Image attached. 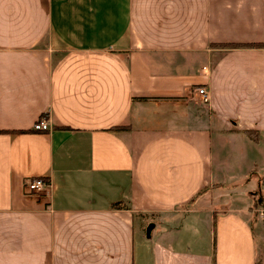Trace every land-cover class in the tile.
<instances>
[{"label":"crops","instance_id":"1","mask_svg":"<svg viewBox=\"0 0 264 264\" xmlns=\"http://www.w3.org/2000/svg\"><path fill=\"white\" fill-rule=\"evenodd\" d=\"M250 175L264 0H0V264H263Z\"/></svg>","mask_w":264,"mask_h":264},{"label":"rangeland","instance_id":"2","mask_svg":"<svg viewBox=\"0 0 264 264\" xmlns=\"http://www.w3.org/2000/svg\"><path fill=\"white\" fill-rule=\"evenodd\" d=\"M260 184V180L258 178H256L254 175H250L248 178L246 179H243V180H239V181H235V183H233L231 186H229L228 188H225L224 191V195H223V198L224 199H228L231 201V202H242V204L245 202H247L248 204H250V202L252 201H258V200H261V198H264V194H263V191H255L254 192V186H259ZM249 186H253V194H251V196H247L246 195V191L249 190ZM257 192V193H256ZM260 194H263V197H261ZM264 213V211H263ZM262 223H261V230H263V233H264V214H262ZM150 224L147 223L145 225V230H146V227L147 225ZM263 241V242H262ZM261 242L263 243V247H264V240H262ZM259 244H260V241H259ZM260 261V263H263L264 264V248L262 250V253L259 254V257H258Z\"/></svg>","mask_w":264,"mask_h":264},{"label":"built area","instance_id":"3","mask_svg":"<svg viewBox=\"0 0 264 264\" xmlns=\"http://www.w3.org/2000/svg\"><path fill=\"white\" fill-rule=\"evenodd\" d=\"M195 92L199 94L200 99L203 101L207 100V90L203 86L195 87ZM33 129H40L44 130L47 129V122L45 119H38L34 121L32 124ZM47 184V181H45L43 178L36 177V178H26L23 181V189L25 192H40L44 190L45 185Z\"/></svg>","mask_w":264,"mask_h":264},{"label":"trees","instance_id":"4","mask_svg":"<svg viewBox=\"0 0 264 264\" xmlns=\"http://www.w3.org/2000/svg\"><path fill=\"white\" fill-rule=\"evenodd\" d=\"M222 45H225V46H228V47H232V46H250V45H263L262 43H225V44H222ZM113 128H116L113 127ZM245 132L254 140L257 139V131L256 130H251V129H247L245 130ZM264 207V204L262 205Z\"/></svg>","mask_w":264,"mask_h":264},{"label":"water","instance_id":"5","mask_svg":"<svg viewBox=\"0 0 264 264\" xmlns=\"http://www.w3.org/2000/svg\"><path fill=\"white\" fill-rule=\"evenodd\" d=\"M151 226H152V223L147 225L146 230H145L147 233L149 232Z\"/></svg>","mask_w":264,"mask_h":264}]
</instances>
